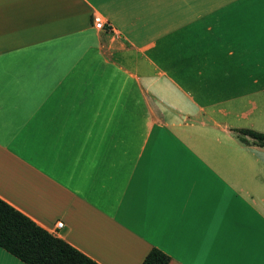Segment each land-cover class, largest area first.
Masks as SVG:
<instances>
[{
  "label": "crops",
  "instance_id": "crops-1",
  "mask_svg": "<svg viewBox=\"0 0 264 264\" xmlns=\"http://www.w3.org/2000/svg\"><path fill=\"white\" fill-rule=\"evenodd\" d=\"M237 130L264 134V0H0V199L96 263L264 264Z\"/></svg>",
  "mask_w": 264,
  "mask_h": 264
},
{
  "label": "trees",
  "instance_id": "trees-1",
  "mask_svg": "<svg viewBox=\"0 0 264 264\" xmlns=\"http://www.w3.org/2000/svg\"><path fill=\"white\" fill-rule=\"evenodd\" d=\"M240 140L264 147V134L237 130ZM0 247L24 264H98L64 240L52 236L0 199ZM169 257L152 249L141 264H168Z\"/></svg>",
  "mask_w": 264,
  "mask_h": 264
},
{
  "label": "built area",
  "instance_id": "built-area-1",
  "mask_svg": "<svg viewBox=\"0 0 264 264\" xmlns=\"http://www.w3.org/2000/svg\"><path fill=\"white\" fill-rule=\"evenodd\" d=\"M94 26H95L96 29H99V30H104V28H105V24L103 22H101L100 20H98V19L95 20ZM56 227L57 228H61L62 227V223L61 222L57 223Z\"/></svg>",
  "mask_w": 264,
  "mask_h": 264
}]
</instances>
